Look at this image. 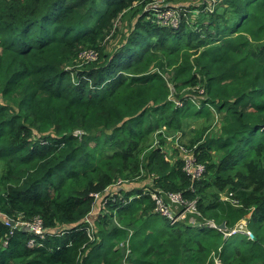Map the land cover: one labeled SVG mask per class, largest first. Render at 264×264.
Here are the masks:
<instances>
[{"label":"trees","instance_id":"1","mask_svg":"<svg viewBox=\"0 0 264 264\" xmlns=\"http://www.w3.org/2000/svg\"><path fill=\"white\" fill-rule=\"evenodd\" d=\"M153 1L0 0V264H123L127 240L133 264H264V0ZM201 118L193 183L163 146ZM146 188L199 214L170 225ZM243 219L255 240L226 236Z\"/></svg>","mask_w":264,"mask_h":264},{"label":"built area","instance_id":"2","mask_svg":"<svg viewBox=\"0 0 264 264\" xmlns=\"http://www.w3.org/2000/svg\"><path fill=\"white\" fill-rule=\"evenodd\" d=\"M167 5L165 4L164 0H155L148 6H146L145 10H149L151 7L155 8L156 11L158 9L166 7ZM172 10H167L164 12V16L162 14H159L160 18H164V21H171L175 15L177 14L176 11H172L173 14H171ZM170 14V16H167ZM85 59H95V56L93 54H87ZM180 134H178L174 139H172V142L176 144L178 147L183 160L185 161V166H184V171L190 176L191 181L194 183V180L199 179L206 171V166L201 163H196V159L194 157V152H192L191 149H188L184 146V144H180L179 140H177V137ZM167 161H170V159L167 157ZM121 182L118 183V185ZM145 192L149 193L152 197V199L155 201L156 207H155V212L158 213L161 216H164L165 218L168 219L170 222V225H176L180 222H184L187 220L189 215L192 214H199L196 211V208L194 206V202H188L182 193L179 192H168L166 195H164V191L162 190H156V189H148L146 188L144 190ZM95 197L98 199L100 195L96 194ZM232 194H222L221 199L224 201H231L233 205H238L236 204L237 202L234 201ZM180 207H183L182 210H179V212L176 209H179ZM246 220V219H243ZM193 223V219L190 220ZM242 221V220H241ZM240 221V222H241ZM239 222V223H240ZM244 225L247 227V220L243 221ZM21 225L25 226L26 228H29L32 232H34L36 235L41 236L44 232L43 229V224L40 219L35 220L33 223H20ZM208 225L213 228H217L216 224L214 222H209ZM244 225L239 224L238 225V230H230L228 233H226V236L230 237L234 234L237 233H243L246 234L250 239H252V232L248 230V227L246 230H244ZM33 240H31L30 245H33ZM120 247L125 248V257H124V263L123 264H133L132 262L129 261V257L132 253L131 248H130V242L129 240L126 241V243H122ZM214 261L215 264H222L220 259H216V256H214Z\"/></svg>","mask_w":264,"mask_h":264},{"label":"rangeland","instance_id":"3","mask_svg":"<svg viewBox=\"0 0 264 264\" xmlns=\"http://www.w3.org/2000/svg\"><path fill=\"white\" fill-rule=\"evenodd\" d=\"M216 0H191V3L190 5L191 6H196V7H200V6H203L205 3H207V7L208 9L213 12L214 10V2ZM189 6V5H187ZM195 14H198V10H195L194 11ZM171 14H173V12L171 11ZM162 15L164 16V13H162ZM167 16H170V14H168ZM181 18L180 16V13L178 12L175 17L171 20V24L173 25H176L178 24V21L179 19ZM122 26H128V23L126 22H123L121 24ZM169 78V77H168ZM209 120H207L206 118H201L199 120H195V119H191V120H187L184 122V127H183V130H184V133H181L178 137H177V140H179L180 144H186L187 142L190 141V139L192 138V135L194 132L195 134V131L198 130L199 128H202V127H205V125L207 124ZM219 124V122H214L212 125H217ZM216 128L217 127H214L213 131H216ZM164 129L166 130V128L164 127ZM170 133L167 134L166 136V142H165V146H163L164 150L167 151V152H171V147H170V144L172 143V139H174L178 134L177 133H174L173 131H169ZM174 144V143H173ZM185 146V145H184ZM186 147V146H185ZM187 148V147H186ZM224 195V194H223ZM194 206H195V203H194ZM243 221H246V220H242L240 223H238L235 227L234 230H238V225L239 224H243L244 225V222ZM193 223L194 222V219H193ZM217 226V225H216ZM213 228V227H212ZM218 229V228H217ZM247 227L244 225V230H246ZM214 256H216V259H220L215 253L212 254V257L214 258ZM123 263H124V259H123Z\"/></svg>","mask_w":264,"mask_h":264},{"label":"water","instance_id":"4","mask_svg":"<svg viewBox=\"0 0 264 264\" xmlns=\"http://www.w3.org/2000/svg\"><path fill=\"white\" fill-rule=\"evenodd\" d=\"M8 221H9V223H10V225L11 226H15L16 225V222L14 221V220H12V219H8ZM217 228L219 229V230H221V231H225V230H227V227H226V223L224 222V223H222L221 225H218L217 226ZM27 229H29V228H27ZM30 230V229H29ZM252 240H255L256 238H255V236L252 234Z\"/></svg>","mask_w":264,"mask_h":264}]
</instances>
